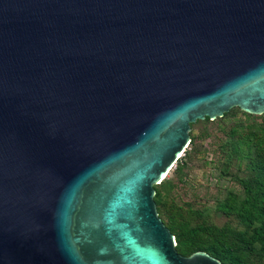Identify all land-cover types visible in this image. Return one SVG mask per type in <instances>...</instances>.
Instances as JSON below:
<instances>
[{"label": "water", "instance_id": "95a60500", "mask_svg": "<svg viewBox=\"0 0 264 264\" xmlns=\"http://www.w3.org/2000/svg\"><path fill=\"white\" fill-rule=\"evenodd\" d=\"M232 108L264 114V0H0V264H222L154 186Z\"/></svg>", "mask_w": 264, "mask_h": 264}, {"label": "trees", "instance_id": "16d2710c", "mask_svg": "<svg viewBox=\"0 0 264 264\" xmlns=\"http://www.w3.org/2000/svg\"><path fill=\"white\" fill-rule=\"evenodd\" d=\"M197 127V128H196ZM190 148L173 175L154 186L158 216L174 236L182 256L202 251L222 264H264V114L254 116L232 108L222 118L190 124ZM215 158L205 156L208 138ZM202 160L214 165L218 178L210 199L192 194L178 201L176 192L189 181L188 172Z\"/></svg>", "mask_w": 264, "mask_h": 264}, {"label": "rangeland", "instance_id": "374dc122", "mask_svg": "<svg viewBox=\"0 0 264 264\" xmlns=\"http://www.w3.org/2000/svg\"><path fill=\"white\" fill-rule=\"evenodd\" d=\"M217 140L218 139L212 137L206 139L204 142V147L209 150V153L205 156V159L208 161L215 158L214 154L210 150L214 149L213 144H216ZM189 148L190 145L186 148V150ZM175 168L176 165L171 169L166 178L173 175ZM188 175V183L184 187H180V189L176 192V194H178V197L176 198L180 202L193 200L192 194L196 195L200 199H210V197L217 191L215 188L216 183H219V185L223 184L224 186L232 185V183H229L226 179L218 178V171H216L214 165L203 166L202 160H198V164L188 172Z\"/></svg>", "mask_w": 264, "mask_h": 264}, {"label": "bare ground", "instance_id": "6f19581e", "mask_svg": "<svg viewBox=\"0 0 264 264\" xmlns=\"http://www.w3.org/2000/svg\"><path fill=\"white\" fill-rule=\"evenodd\" d=\"M166 176V175H165ZM164 178V177H163Z\"/></svg>", "mask_w": 264, "mask_h": 264}]
</instances>
